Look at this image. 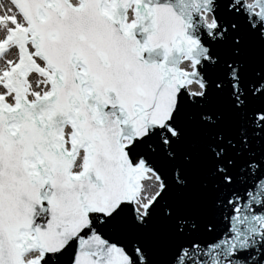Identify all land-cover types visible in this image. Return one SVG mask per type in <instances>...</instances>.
Listing matches in <instances>:
<instances>
[{
	"label": "snow or ice",
	"instance_id": "6c2138e0",
	"mask_svg": "<svg viewBox=\"0 0 264 264\" xmlns=\"http://www.w3.org/2000/svg\"><path fill=\"white\" fill-rule=\"evenodd\" d=\"M0 264H264V0H0Z\"/></svg>",
	"mask_w": 264,
	"mask_h": 264
}]
</instances>
